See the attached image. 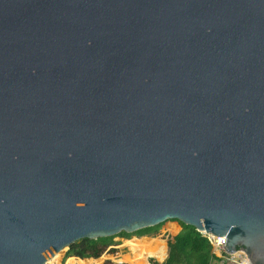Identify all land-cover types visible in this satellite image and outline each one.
<instances>
[{
	"label": "water",
	"instance_id": "water-1",
	"mask_svg": "<svg viewBox=\"0 0 264 264\" xmlns=\"http://www.w3.org/2000/svg\"><path fill=\"white\" fill-rule=\"evenodd\" d=\"M171 218L264 264V0H0V264Z\"/></svg>",
	"mask_w": 264,
	"mask_h": 264
},
{
	"label": "trees",
	"instance_id": "trees-1",
	"mask_svg": "<svg viewBox=\"0 0 264 264\" xmlns=\"http://www.w3.org/2000/svg\"><path fill=\"white\" fill-rule=\"evenodd\" d=\"M169 222V223H168ZM159 227H163L159 236L151 237L150 245L132 247L131 242L134 238H129L124 241L128 249L134 253L130 258L136 264H210L211 260L216 258L210 252V245L207 239L195 230L193 226L184 224L181 221L171 218L153 225L139 228L133 232L127 233L120 231L116 234L87 238L82 237L69 243L64 251L63 258L67 256H75L83 259H75L69 257L66 263L77 262L78 264H92L93 259L97 257L108 245L112 244L111 238L115 235L128 238L132 233L142 235L154 232ZM167 246V255H165L164 241ZM52 260L49 264H56L57 258ZM146 257H153L156 260L150 259L147 262ZM217 259V258H216ZM220 264H229L222 262Z\"/></svg>",
	"mask_w": 264,
	"mask_h": 264
},
{
	"label": "rangeland",
	"instance_id": "rangeland-1",
	"mask_svg": "<svg viewBox=\"0 0 264 264\" xmlns=\"http://www.w3.org/2000/svg\"><path fill=\"white\" fill-rule=\"evenodd\" d=\"M160 231L161 228L159 227L156 229L154 232L147 233V234H142V235H136V234H131L128 238L122 237L120 235H115L111 238L112 243L108 245L97 257L92 258L88 257L90 259H93L94 262L92 264H136L133 262L132 258L133 253L129 251L127 248V245L123 243L122 241L127 240L129 238H134L133 241L131 242L132 247H138V246H147L150 245L151 237H156L160 236ZM66 248H63L59 251V256L57 258L56 264H68L66 263L67 259L72 256H67L63 258L64 251ZM73 258H75L73 256ZM76 257L75 259H77ZM82 259V258H81ZM150 259L156 260L153 257H146L147 262H149ZM212 263L215 264V262L212 260ZM70 264H78L77 262H72Z\"/></svg>",
	"mask_w": 264,
	"mask_h": 264
},
{
	"label": "built area",
	"instance_id": "built-area-1",
	"mask_svg": "<svg viewBox=\"0 0 264 264\" xmlns=\"http://www.w3.org/2000/svg\"><path fill=\"white\" fill-rule=\"evenodd\" d=\"M199 232L207 239L210 245V252L219 259V263L249 264V261L242 249L237 248L236 250L230 252L223 249L222 245H224V235H214L204 230Z\"/></svg>",
	"mask_w": 264,
	"mask_h": 264
},
{
	"label": "crops",
	"instance_id": "crops-1",
	"mask_svg": "<svg viewBox=\"0 0 264 264\" xmlns=\"http://www.w3.org/2000/svg\"><path fill=\"white\" fill-rule=\"evenodd\" d=\"M169 223V222H168ZM161 228V230H162V228L163 227H160ZM160 237V236H159ZM161 238V237H160ZM162 239V238H161ZM164 241V240H163ZM123 243H124V240L122 241ZM113 244V243H112ZM164 246H165V255H164V257L161 259V261L166 257V255H167V246H166V242L164 241ZM128 248V247H127ZM130 251V250H129ZM131 252V251H130ZM131 253H133V252H131ZM134 254V253H133ZM214 255V254H213ZM215 256V255H214ZM75 257V256H74ZM216 257V256H215ZM72 258H73V256H72ZM76 258V257H75ZM217 258V257H216ZM214 258V259H212L214 262H215V264H220L219 263V259L217 258ZM77 259H81V258H77ZM83 259V258H82ZM211 260V261H212ZM157 261V260H156ZM160 261V260H159ZM210 264H214V263H212V262H210Z\"/></svg>",
	"mask_w": 264,
	"mask_h": 264
},
{
	"label": "bare ground",
	"instance_id": "bare-ground-1",
	"mask_svg": "<svg viewBox=\"0 0 264 264\" xmlns=\"http://www.w3.org/2000/svg\"><path fill=\"white\" fill-rule=\"evenodd\" d=\"M58 254H59V251L52 258H50L49 260H47L45 264H49L52 260H54L56 258V256Z\"/></svg>",
	"mask_w": 264,
	"mask_h": 264
}]
</instances>
